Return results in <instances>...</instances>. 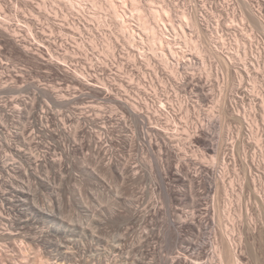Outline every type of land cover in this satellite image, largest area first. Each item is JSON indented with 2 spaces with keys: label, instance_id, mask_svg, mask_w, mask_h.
<instances>
[{
  "label": "bare ground",
  "instance_id": "6f19581e",
  "mask_svg": "<svg viewBox=\"0 0 264 264\" xmlns=\"http://www.w3.org/2000/svg\"><path fill=\"white\" fill-rule=\"evenodd\" d=\"M5 1L6 8H9L12 14L6 15V10L3 11L4 3H0V35L4 37L6 43L9 42L11 47L12 44L13 47H17L18 51L15 50L25 58L42 59L45 58L44 50L37 47V50L33 49L34 45L41 41L39 35L46 33V26L58 28L61 30V36L58 37L62 43L59 44L58 38H55L53 42L56 41L54 45H57L58 49L52 52L53 49L45 48L51 58L46 60V66L57 73L64 72L72 84H77L75 87L79 84L93 91L95 94L93 92V95L91 92L87 94L89 98L97 96L99 97L97 99H102V104L105 101L116 106L112 107L111 104L112 110L109 111L111 114L107 113L110 116L102 117L105 120L99 123L93 116H91L93 122L89 119L91 122L87 120V123H83V117L81 121L72 114L62 115L61 112L63 118L59 119L58 111L56 117L51 116L52 113L45 111L47 109H44V106L42 108L44 111L34 110L35 106L32 109L31 105L34 103H29L31 109L28 113L24 110V115H29L25 122L19 120L23 114H20L17 123L10 122V118V121H5L7 116L3 115L4 118L0 114V246L10 248L11 244H16L23 248L26 244L30 246L36 244L46 261L53 264H135L140 260L134 259L137 247L135 248V243L131 242V237L135 234L134 225L139 222L142 214L141 200L149 192L150 202L154 204L152 205L154 208L150 209L155 211V214H150L152 212L147 210L142 214L143 217L141 216L143 221L147 220L145 222L148 223L147 218L158 213V216L161 215L159 191V194L168 195L170 200L179 203L191 202L192 211L173 212V216L171 213L169 216L175 217V221L178 220V228L188 233V239L191 237L190 234L198 237L203 233L208 235L205 233L207 230H210L211 234L208 242L204 239L201 247L199 243H195L197 241L192 242V237L191 240L185 239L188 251L194 247L201 251L191 252L189 257L178 254V258L172 260L171 264H194L190 258L192 255H197L199 261L207 257L203 263H197L198 259H194L196 264H239L235 255L236 244L232 242L233 237L229 228L225 226L226 223L218 228L215 225V218L218 215L217 205L221 208L222 202L224 209L221 213L218 209L219 218L233 220L235 212L232 204L236 196L239 199L238 208L242 212L245 206L241 201L246 195V190L253 195L256 205L259 203L264 207V46L259 52L256 50L257 54L254 53L255 50L251 52L255 44L253 45L251 35L247 36L245 28L247 23L245 21H248L264 36V20L260 12L264 10V0H259L260 11L251 6L250 0H236L240 3L237 5L242 8L241 12L238 11L242 13V19L239 18L238 21L239 14L235 11L236 13L230 12V15L224 14L228 16L226 21L225 17L218 16V23L214 24L212 19L217 17L207 7L204 10L194 7L193 11L188 7L183 12L179 9L180 5L177 6L172 0ZM18 3L22 4L23 11L19 10V6L16 5ZM201 6L203 8V5ZM173 12L180 13L175 16L176 19L173 18ZM203 27L208 32L203 35L205 41H200L201 39L196 41L194 34L193 37L188 35V30L195 35L198 32L203 34L205 32ZM65 29L72 31H68L70 34H67L64 33ZM18 31L23 32L21 40L18 39L20 34ZM55 32L51 29L52 35ZM226 35L230 36V40L225 39ZM242 39L248 40L247 45L246 42L242 43ZM260 40L264 45V39ZM121 41H124V44ZM102 42L106 43V57H109L107 59L109 63L103 59L100 65H96L102 68L103 65L116 67L114 69H117L115 75L117 81H113L114 83L110 82L115 78L111 75L113 71L111 74H107L110 72H107V69L105 71L107 73L104 72V75H111L112 78L106 82L107 84L102 82L104 80L102 78L98 81L96 76L101 74L95 77L91 75L95 74L91 72L96 65L91 64L90 60L100 53L99 47ZM70 43L73 45L72 51L66 46ZM228 44L232 45L231 49H228ZM248 44L251 47L249 49L251 57L247 51ZM31 45L33 47H30ZM53 47L55 48V46L51 48ZM61 48H65L62 53L59 52ZM76 56L82 57L84 63L89 61L92 66L87 63L88 66L76 64L73 68H65L61 64L62 60ZM109 82L115 84L116 88L109 85ZM246 83L248 87L245 86ZM72 84L70 83V87ZM67 85L69 86V82ZM230 85L239 88L238 91L230 90ZM75 87L73 90H77ZM84 87H80L81 90ZM47 93L51 96L48 98H54L55 101H52L57 103L53 102L52 105H60V102L65 104L64 95L56 93L57 97H53V92ZM9 105L12 109L11 106L14 104L11 105L9 102ZM19 105L16 106L21 108ZM18 108L15 111H18ZM8 109L7 114H10ZM49 110L55 111L54 108V111ZM99 115L96 114L98 118ZM103 115L105 116V113ZM226 116L230 117L229 119L233 118L232 121L237 120L240 126L235 127L236 130L230 126L226 133L224 125L227 123L223 124L222 120ZM113 118H116L117 122ZM218 124L221 125L220 130ZM115 130L118 133L114 132L116 136L111 133ZM59 133L62 136H59ZM218 136L219 141L216 138ZM44 139L46 141L51 139L55 144L44 142ZM227 142L232 144L228 146L232 147V153L225 151L226 144L229 145ZM250 143L256 146L254 149L252 147V153ZM135 151L145 156L138 160ZM190 151L193 153L190 154ZM237 157L244 170L242 179H237L239 175L233 178ZM207 158L210 162H207ZM74 165L81 169L78 173L73 172L76 167L73 168ZM155 168L157 175L153 174ZM144 173L148 178L156 176L154 178L159 182L152 181L153 183L142 188L141 196H136L137 193L134 195L131 190L135 189L133 186L140 179H146ZM70 174L72 176L68 178ZM86 176L94 187L88 188L86 194L82 193V190L79 191L80 189L78 190L80 195L75 196L79 194L76 190L74 191L77 193L73 194L76 199L79 197L77 205L86 213L87 223L71 224L69 221L70 224H65L67 221L64 222L65 217L63 220L60 213L62 200L67 197L64 182L74 178L72 182L80 183ZM71 184L68 183L67 186ZM74 187L76 189L77 185ZM42 190L48 191L49 197L45 195L47 192L44 194ZM112 192L114 194L111 197L109 194ZM202 201L206 202L204 210L199 209ZM216 201L220 202L216 205ZM23 214H27L28 218H23ZM120 219L125 220V223H122L126 225L120 227L125 232L117 231L120 233L115 234L118 237L110 235L112 232H107V225L110 221L117 223ZM250 223L247 227L252 230L253 224ZM218 233L221 236L220 242L216 240ZM149 234L145 236L146 239L143 237L146 241L142 239L146 243L143 244V248L146 247L143 250L152 253L156 248L148 241ZM110 236L116 239L112 240ZM183 236L186 238L185 234ZM140 245L142 246V243ZM188 251L186 250L187 253ZM145 253H141L142 256ZM153 254L155 253L153 252L152 256ZM152 262L148 260L145 263Z\"/></svg>",
  "mask_w": 264,
  "mask_h": 264
},
{
  "label": "rangeland",
  "instance_id": "374dc122",
  "mask_svg": "<svg viewBox=\"0 0 264 264\" xmlns=\"http://www.w3.org/2000/svg\"><path fill=\"white\" fill-rule=\"evenodd\" d=\"M2 1V2H1ZM0 1V3H4V2H6L5 0H1ZM15 1V0H14ZM34 1H36L37 2V0H34ZM175 2L176 3V5L177 6H179V9L181 10V11H183L184 12V10L186 11V9H188V7L190 8V10L191 11H193L194 10V7L195 8H201V9H203L204 10V8L205 7H207L208 8V10H212V12L213 13H215V17H217V18H215V19H212L213 20V24L214 23H218V16L220 17H225V21H226V19H227V15H224V14H229L230 12L231 13H233V12H241L240 10H242V8H241V6H239V5H237V4H240V3H238L236 0H172V2ZM236 1V2H235ZM252 3H251V6H253L254 8H255V10H257L258 9V11H260L261 9L258 7L259 6V0H250ZM258 1V2H257ZM16 2V1H15ZM221 2V3H220ZM226 2V3H225ZM175 3H173V5L175 4ZM6 3H4V7L5 8H3L4 10L3 11H5V14L7 15H9L10 16V9L9 8H6V5H5ZM254 4V5H253ZM17 6H19V10L20 11H23V8H22V4L21 3H18V4H16ZM183 5V6H182ZM185 5V6H184ZM200 5H203V8H202V6L200 7ZM208 5V6H207ZM224 6V9L222 10V7ZM226 6V7H225ZM218 9H217V8ZM206 8V9H207ZM233 8V9H232ZM193 9V10H192ZM206 9H205V11H206ZM220 9V10H219ZM235 9V10H234ZM260 9V10H259ZM222 10V11H221ZM229 10V11H228ZM226 11L228 12V13H226ZM264 10H261L260 12L263 14H261L260 13V15H262L263 16V20H264V12H263ZM235 12V13H236ZM238 12V14L241 16V14L242 13H239ZM67 13V12H66ZM177 13V14H176ZM5 14H3V16L5 15ZM178 14H180V13H178V12H173V18L174 19H176V17L175 16H177ZM237 14V15H238ZM12 15V14H11ZM230 15V14H229ZM238 15V21H239V18H240V20L242 19V16L240 17ZM61 19V18H60ZM220 19V18H219ZM214 20H216V22L214 21ZM44 21V20H43ZM237 21V22H238ZM224 22V21H223ZM245 22H247V23H245V28L247 29V36L249 35H251L250 37H251V40H252V42L254 41V43H253V45H254V47H253V50H250L251 52L252 51H254V53L255 54H257V52H256V50L259 52L260 50H262V48H263V44H262V42H261V40L260 39H264V36H263V33L261 34V31H259V29L257 28V27H255L254 25H252L251 23H249L248 21H245ZM228 23V22H227ZM169 24H170V22H169ZM247 24V25H246ZM177 25H180L179 23H177ZM249 25V26H248ZM50 27L48 28L47 26H46V35L44 36L43 34H40L39 36H41L40 38H39V40H41L40 41V43L42 44H40V43H37L38 45H34L35 47H33L32 45L30 46V47H33V49L34 50H37V48L39 49V48H42V49H40V50H44L43 51V53H44V57L45 58H43L42 57V59H31V58H25V56H23L22 54H20V52H17L18 50H17V47H13L14 45L12 44V47L10 46L11 44H8V43H6L7 41L4 39V37L2 36V35H0V107H1V109H0V114L2 115V117H4L5 115L7 116H5L4 118H5V121H10V119H11V121L10 122H12V123H14V121L17 123V122H19V120L21 121H23V122H25V121H27L28 120V118H27V115L28 114H26V115H24L25 114V112L26 113H28L29 111H30V109H31V107H32V109L34 108V106H35V108H34V110H36V111H42L43 109V106H44V109L46 108L47 110H45V111H48V112H50V114H51V116H55L56 117V114H59L60 112L62 113V115H70V114H72L73 115V117H76L77 118V120L79 119V120H81L82 119V117H83V123H87L88 121L89 122H91L90 120H92V122L94 121V119H91L92 117L91 116H93V118H95V121H97L98 123L100 122V121H104L105 119V117L106 116H108L109 114H107L109 111L111 112V106L112 107H115L116 106V104L114 105L113 103H110V104H108V102L106 103L105 101H103V104H102V99L100 98V99H97V98H99V97H92V98H89V96L87 95V94H89V92H91V90L90 89H87V88H85L83 85H79L78 84V87H75V85L77 86V84H72V81L71 80H69L67 77H65L66 76V74L64 73V72H56V70H54V69H50V67H47L46 66V60H49V58H50V56H48L49 55V53H47V49H45V48H49L50 50H52V52H54L55 51V49L57 48L58 49V46L57 45H54V43L56 42V41H54L53 42V40H55V38L57 39V42L59 43V44H61L62 42H61V40L59 39V37L61 36L60 35V32H61V30H59L58 28H56V27H52V25H49ZM214 26V25H213ZM217 26V25H216ZM253 26V27H252ZM56 30H55V29ZM253 28V29H252ZM48 29V30H47ZM51 29H52V31H56L55 33H53V35L51 34ZM45 30V29H44ZM50 30V31H49ZM203 30L205 31H203L202 33L203 34H200L201 32H198L196 35H195V33H192L191 32V30H188V32L190 33H188V35H190V37H193V34H194V40H200V41H205V36H203V35H206V33H208V32H206L207 31V29H205L204 27H203ZM65 32L64 33H67V34H70L69 32H71L72 30H70V29H65L64 30ZM69 31V32H68ZM18 33H20L19 34V40H21L22 39V37H23V35H21V33L23 34V32H21V31H18ZM51 34V35H50ZM62 34V33H61ZM200 34V35H199ZM55 35V36H54ZM58 35H59V37H58ZM63 35V34H62ZM48 36V37H47ZM54 36V37H53ZM71 36V35H70ZM197 36V37H196ZM44 37V38H43ZM200 37V38H199ZM203 37V38H202ZM230 36H225V39L227 40L228 38H229ZM46 38H48V39H50V40H48V39H46ZM44 39V40H43ZM45 39H46V41H45ZM52 39V40H51ZM38 40V41H39ZM198 40V41H199ZM228 40H230V38L228 39ZM38 41H36V42H38ZM45 41V42H44ZM49 41H50V43H49ZM242 41V43L243 42H248V40L247 39H245V40H241ZM52 42H53V44H52ZM121 42H123V44H124V41H121ZM121 42H119V43H121ZM228 42V41H227ZM247 42H246V45H247ZM250 42V41H249ZM43 43H47V44H43ZM49 43V44H48ZM36 44V43H35ZM40 44V45H39ZM56 44V43H55ZM123 44H122V46L121 47H123ZM235 44V43H234ZM50 45H51V47L52 46H55V48L53 47V48H51L50 47ZM70 45H72L71 43H70ZM69 44L68 45H66V46H69V48H70V50L72 51V50H74V49H71V48H73V45L72 46H70ZM119 45H121V44H119ZM259 45H261V46H259ZM41 46H43V47H41ZM118 46V45H117ZM183 46V45H182ZM232 46V45H231ZM229 44L227 45V47H228V49H231L232 47H231ZM248 46H249V44H248ZM247 46V47H248ZM37 47V48H36ZM120 47V46H119ZM124 47H126V46H124ZM230 47V48H229ZM262 47V48H261ZM36 48V49H35ZM44 48V49H43ZM68 48V47H67ZM100 49V53L99 54H97L96 55V57H92L93 58V60H90V63L92 64L93 63V65H96V64H99L100 65V62H101V60H103L104 59V62L106 61V62H108L109 63V61H107V59L109 58H107L106 56H107V52H106V49H107V47H106V43L105 42H102L101 43V45H100V47H99ZM233 48H234V46H233ZM251 47L249 46L248 47V52L250 53H248L249 54V56L251 57V55H252V53L249 51V49H250ZM259 50H258V49ZM17 51H16V50ZM62 49V48H61ZM102 50V51H101ZM65 51V48H63L61 51L59 50V52L60 53H62V52H64ZM244 51V50H243ZM243 51H242V54H244L243 53ZM47 54V56H46V54ZM99 55V56H98ZM74 56V55H73ZM180 56H181V54H180ZM191 57V56H190ZM48 58V59H47ZM77 58V59H76ZM106 58V59H105ZM51 59V58H50ZM63 59V58H62ZM96 59H98V60H96ZM63 62H61V64L62 65H64L65 66V68L66 67H70V68H73V65H76V64H81V65H87L88 66V64L90 65V66H92L90 63H89V61H86L85 63H84V61L85 60H83V58L82 57H78V56H76V57H68V58H66L65 59V61H67V62H65L64 60H62ZM91 61H93V62H91ZM98 61V62H97ZM103 62V61H102ZM88 63V64H87ZM99 65H96V68H94L93 70L94 71H92V69H89V71L91 72V73H95V74H91V75H94V77H95V75H100V76H96V77H98V81H99V78L101 79H104V80H102V82H104V83H106V82H108V81H110V79H112L113 77H115V75H117V69H114V68H116V67H113V65H110L109 67H108V65H107V67L105 66V65H103V68L105 67V69H103L102 68V66L101 67H99ZM63 66V67H64ZM89 66V67H90ZM95 67V66H94ZM97 67H99L98 69H97ZM110 67H111V69H110ZM113 67V68H112ZM48 68V69H47ZM100 68H102V69H100ZM108 68H109V70H108ZM106 69H107V72L108 71H110L109 73H107V72H105L106 71ZM113 69V70H112ZM102 70V71H101ZM104 70V71H103ZM115 70V71H114ZM97 71V72H96ZM112 71H113V73H112ZM101 72H103V73H101ZM104 72L105 73H107V74H111L112 75V78H111V75L109 76V75H104ZM116 72V73H115ZM62 74H65V75H62ZM104 75V76H103ZM114 75V76H113ZM102 76V77H101ZM106 76V77H105ZM107 76H108V78H107ZM104 77V78H103ZM66 80H65V79ZM106 79H108V80H106ZM113 79H115V80H113ZM110 82L111 83H114L113 81H117L116 79H117V76L115 77V78H113ZM4 80V81H3ZM100 80V81H101ZM69 82V86L67 85L68 84V82ZM71 81V82H70ZM96 81V80H95ZM95 81L94 82H91V83H95ZM64 82V83H63ZM108 83L109 85H112L111 83ZM47 83V84H46ZM56 83V84H55ZM70 83L72 84V87H70ZM116 83V82H115ZM46 84V85H45ZM64 84V85H63ZM95 84H97V83H95ZM107 84V83H106ZM247 85H245L246 87H248V83H246ZM6 85V86H5ZM74 85V86H73ZM47 86V88H44V87H46ZM58 86H59V88H58ZM112 86H114V88H116V86H115V84H113ZM53 87V88H52ZM54 87H56V88H54ZM73 87H75V88H77V90H79V91H77L76 89H74L73 90ZM80 87H84V88H82V90H81V88ZM230 88V90H234V91H238V89L239 88H236L234 85L233 86H229ZM44 88V89H43ZM78 88H80V89H78ZM114 88H112V89H114ZM38 89V90H37ZM54 89V90H53ZM55 89H58V90H55ZM62 89V90H61ZM70 90V92H69V90ZM41 90V91H40ZM50 90H53V91H50ZM64 90H65V92H64ZM85 90H87V91H85ZM35 91V92H34ZM46 92V94H45V92ZM50 92V93H54L53 94V97L55 96V97H57V95H59V94H62V95H64L65 96V98H66V100H65V102H63V103H65V104H61V102H60V105H56L57 103L56 102H54L55 100H54V98H52V99H49V98H51V96L49 95L48 96V93L47 92ZM54 91H56V92H54ZM74 93H73V92ZM81 91V92H80ZM236 91V92H237ZM40 92V93H39ZM42 92H44V93H42ZM59 92V93H58ZM68 92H69V94H68ZM93 92V91H92ZM91 92V93H92ZM41 93L44 95H41ZM57 93V95H55ZM86 93V94H85ZM94 93V92H93ZM93 93H92V95H93ZM95 94V93H94ZM68 95V96H67ZM72 97H71V96ZM38 96V97H37ZM67 96V97H66ZM48 99H47V98ZM71 97V98H70ZM16 98V99H15ZM19 98H21V99H19ZM35 98V99H34ZM38 98V99H37ZM15 99V100H14ZM19 99V100H18ZM23 99H25V100H23ZM81 99V100H80ZM14 100V101H13ZM52 100H54V101H52ZM24 102V104H22L23 102ZM47 101V102H46ZM50 101H52V103L50 102ZM8 102V103H7ZM9 102H10V104L11 105H19V106H22L21 108L19 107H17L16 105H15V107L16 108H18L19 110L18 111H15V110H17L15 107H14V105L13 106H11L12 107V109L10 108V105H9ZM12 102V103H11ZM17 102V103H16ZM22 102V103H21ZM48 102H50V103H48ZM53 102L54 103H56L55 105H52L53 104ZM28 103V104H27ZM29 103H31V104H33L34 103V105H31V107H30V104ZM44 103H46L45 105H44ZM25 104H27L26 106H25ZM37 104V105H36ZM43 104V105H42ZM50 107H53L54 108V110L56 111V113H55V111L53 110V108H49V106ZM109 105V109H107V107H108V105ZM112 104V105H111ZM3 105V106H2ZM6 105H8V107H6ZM47 105V106H46ZM52 105V106H51ZM91 105V106H90ZM92 105H94V106H92ZM26 108H25V107ZM36 106H37V108H36ZM81 106V107H80ZM99 106V107H98ZM107 106V107H106ZM14 107V108H13ZM27 107H29V108H27ZM40 107H41V109H40ZM78 107V108H77ZM89 107V108H88ZM104 107V108H103ZM9 108V109H8ZM25 108V109H24ZM39 108V109H38ZM52 109L54 112H52L51 110H49V109ZM56 108V109H55ZM84 108V109H83ZM86 108V109H85ZM107 110H106V109ZM6 109H8V111L9 112H11L10 114H7V110ZM22 111H21V110ZM27 109H29V110H27ZM58 109V110H57ZM81 109H82V111H81ZM103 109V110H102ZM105 109V110H104ZM3 110V111H2ZM13 110V111H12ZM24 110H25V112H24ZM33 110V111H34ZM101 110V111H100ZM2 111V112H1ZM5 111V112H4ZM44 111V110H43ZM57 111L59 112V113H57ZM95 111V112H94ZM102 111H103V113H102ZM106 111V112H105ZM12 112H13V114H12ZM14 112H18L19 114H16V113H14ZM24 112V113H23ZM109 112V113H110ZM2 113H4V114H2ZM6 113V114H5ZM61 113H60V116H61ZM84 113V114H83ZM88 113V114H87ZM99 113H102L101 115H99ZM105 113V116L103 115ZM20 114H23L22 116L20 115ZM87 114V115H86ZM91 114H93V115H91ZM96 114H97V116L99 115V118L96 116ZM111 114V113H110ZM4 115V116H3ZM9 115H11V116H9ZM13 115V116H12ZM14 115H15V117H14ZM76 115V116H75ZM89 115V116H88ZM94 115H95V117H94ZM9 116V117H8ZM19 116H21V118L19 117ZM29 116V115H28ZM59 116V119H61V118H63V116H61L60 117ZM78 116V117H77ZM79 116H80V118H79ZM110 116V115H109ZM14 117V118H13ZM25 117H26V119H25ZM86 117V118H85ZM88 117H90V118H88ZM97 117V118H96ZM102 117H104V118H102ZM228 116H226V117H224L222 120H223V124H228L229 125V127H228V125L226 124V125H224L225 127V129H224V131H226V133L228 132L227 130L230 128V126H231V129L233 128V129H235V127L237 128V126L239 127L240 126V124L239 123H237L236 121L237 120H233L232 121V119L233 118H231V119H229V118H227ZM3 118V119H4ZM10 118V119H9ZM14 120H13V119ZM20 118V119H19ZM76 118H74L75 120H76ZM102 118V119H101ZM7 119V120H6ZM9 119V120H8ZM19 119V120H18ZM90 119V120H89ZM98 119H99V121H98ZM115 121L117 120L116 118H113ZM112 119V121H113V123H114V120ZM33 120V119H32ZM31 120V121H32ZM76 120V121H77ZM88 120V121H87ZM81 121H78V122H81ZM231 121V122H230ZM81 122V123H82ZM117 122V121H116ZM22 123V122H21ZM237 123V124H236ZM236 124V125H235ZM220 124H218V129L220 128ZM227 126V127H226ZM227 128V129H226ZM221 129V128H220ZM219 129V130H220ZM218 130V131H219ZM236 130V129H235ZM114 132H115V134H118L117 133V131L115 130V131H113V132H111L113 135H114ZM219 133V132H218ZM224 134V133H223ZM59 136L61 135V133H59L58 134ZM57 135V136H58ZM219 135V134H218ZM236 135H237V132H236ZM62 136V135H61ZM114 136H116V135H114ZM220 136H218V137H216L217 138V141H219V138ZM58 138V137H57ZM219 138V139H218ZM44 142H47V143H51L52 145L53 144H55L51 139H47V141H46V139H44ZM228 143V142H227ZM229 145H227L226 144V146H225V148H226V152L227 153H229V152H231L232 153V147H228V146H231L232 144L231 143H228ZM251 144V143H250ZM249 144H247V146H248ZM251 145H253V146H251ZM251 145H249V147H250V153H252V147H253V149L256 147L255 146V144H251ZM249 147H247V150L249 151ZM194 149V148H193ZM192 149V150H193ZM228 149V150H227ZM229 149H230V151H229ZM135 153H136V151H135ZM193 152L192 151H190V154H192ZM139 154H141V155H139ZM136 155H137V158H138V160H139V158L140 159H142V156L144 155V154H142L141 152H139V151H137V153H136ZM140 157H139V156ZM145 156V155H144ZM230 157V156H229ZM237 165L235 166V172H233V173H235V174H233L232 172V174L233 175H235V177H233V175H232V177L233 178H236V175L238 176L237 177V179L238 178H240V179H242V178H244L243 176H244V170L242 169V164H241V161H239V158L237 157ZM206 160V159H205ZM207 162H210V159H208L207 158ZM77 167V165H74L73 166V168L74 167ZM76 167L74 168V170H73V172L75 171V173H78V171H80L81 169H79V167H77V169H76ZM232 168V167H231ZM234 168V167H233ZM77 171H76V170ZM232 170H234V169H232ZM236 170H238V171H236ZM155 171V172H154ZM242 171V172H241ZM237 173V174H236ZM239 173V174H238ZM254 173H256V171H254ZM143 174V173H142ZM145 174V173H144ZM153 174L155 175H157L158 173H157V170H156V168L155 169H153ZM70 177H68V178H71V174L69 175ZM145 177H146V179H143L142 178V180H141V182H140V180L137 182V184H135V186H133V187H135V189L134 188H132V190H131V192L133 193L134 192V195L136 194V196H141V191H142V188L145 186H147L148 184L150 185L151 183H153L154 181H157V182H159L157 179L155 180V178H156V176H152V177H149L148 178V175L146 176V174H145ZM73 178V177H72ZM86 178H87V176H86ZM84 178V180H81V181H83V182H81L80 181V183H79V181H76L75 183L74 182H72V181H74V178H73V180H66L65 182H64V184H65V186H66V188H64L65 190L64 191H67L66 192V194H67V197H64V199L65 200H62V204H61V209L62 210H60L59 212L61 213V215H62V219L64 220V222L65 221H67V222H65V224H67V223H69V221L70 222H72L71 224H74V223H76V222H81V223H87V220H86V218H87V216H86V213H84L82 210H83V208H80L79 207V205H77V204H79V200H78V198L79 197H77V199H76V197L75 196H78V195H80V192L79 191H81L82 193H85L86 194V192L90 189V187H94V186H91V185H93L92 183L90 184V181H89V179L87 178ZM152 178V179H151ZM150 179V180H149ZM71 181V182H70ZM86 181V182H85ZM88 181V182H87ZM153 181V182H152ZM140 182V183H139ZM71 184V183H73V184H75V185H77V187L78 186H80V187H82V189L79 187V188H77L76 187V189H75V185L73 186V184H71V185H69V186H67V184ZM78 183V184H77ZM84 183V184H83ZM96 184H98V183H100V182H95ZM94 183V184H95ZM142 183V184H141ZM147 183V184H146ZM79 184H82V186L81 185H79ZM73 186V187H72ZM175 186V185H174ZM70 187H72V188H70ZM89 188V189H88ZM140 188H141V190H140ZM80 189V190H79ZM134 189V190H133ZM74 190H76L79 194H76L77 192L76 191H74ZM79 190V191H78ZM86 190V191H85ZM42 192H44V194L45 195H47V197H49V192L48 191H44V190H42ZM75 192V193H74ZM114 193H115V191H113ZM111 193V194H109L111 197L113 196V194L114 193ZM136 192V193H135ZM249 191L248 190H246V192H245V198L243 197L242 198V203H243V206H245V207H243L242 208V212L240 211V208H238L239 207V199H238V197L236 196L235 198H234V203L232 204V208H233V210H234V215L232 216V219L234 220H231V218H229V219H227V218H219V214L221 213V210H223L224 209V206H223V203L221 202V208H219V205H217L220 201H218V203H217V201H216V205H217V208H216V212H217V214L218 215H216V218H215V225L216 226H218V228L223 224H225V226H227V229L229 228V231H230V234H232L231 236L233 237V239H232V242H234L236 245H234L235 246V248H236V250H235V253H237V254H235L236 255V258H238V262H239V264H264V214H263V212H264V210H263V204H260L259 205V203L256 205V203H255V198L253 197V195H251V194H249L248 193ZM76 194L75 196H74V194ZM160 192L158 191V195L160 196V202L162 203L161 205H159V207H160V210H161V215H159L158 216V214H156V215H153V216H151V217H149V218H147L148 219V223L147 222H145V221H147V220H145V221H143V215L142 214H145V212H147V210L149 211H151L152 213H150V214H155V211L153 212V210L152 209H150L151 207H153L154 208V206H152V205H154L152 202H150V195H149V192H147V194L144 196V200L142 199L141 200V204H140V209H141V215H140V218H139V222H136L135 223V225H134V233L135 234H133V236L132 237H134V239L131 237V242L132 243H135L134 244V246H135V248L137 249H135L136 251H134L135 253H134V255H136V258H134V259H136V261H137V259L139 258V260L140 261H137L138 263H140V264H146L145 262H148V260H149V262H152V264H154V263H158V264H161L160 262H162V264L164 263V264H171V262H172V260H174V259H176V258H178V256H188L189 257V255H191L192 253L191 252H195V251H198L199 252V250L201 251V249H199V250H197L196 249V247H194V249L192 248V249H190L189 251H188V248H187V242H186V240H191V237L193 238L192 239V242L194 243L195 241H197V242H195L196 244H198L200 247H201V243L202 242H204L205 240V242H208V240H209V237H211L210 235V230H207V231H205V233H207L208 235H206V234H202L201 236H199L198 237V235L196 236V235H193V234H190L189 236H191L190 237V239H188L189 237H188V233H185V232H182L179 228H178V220H176L175 221V217H169L171 214V216H173V214L174 213H177V212H190V211H192V209H193V207H192V205H191V202H189V201H184V202H180L179 203V201H176V200H170L169 199V197H168V195H164L165 193H161V194H159ZM71 194H73V195H71ZM71 197H70V196ZM163 195V196H162ZM74 196V197H73ZM149 196V197H148ZM252 196V197H251ZM70 199H69V198ZM73 197V198H72ZM168 197V198H167ZM249 197V198H248ZM68 198V199H67ZM75 199V200H74ZM147 199V200H146ZM169 199V200H168ZM238 199V200H237ZM113 200H114V198H113ZM149 200V201H148ZM71 201V202H70ZM119 201H120V199H119ZM173 203V204H171V202ZM174 201V202H173ZM248 201H250V203L248 202ZM74 202V203H73ZM144 202V203H143ZM214 202V201H213ZM237 202V203H236ZM76 203V204H75ZM151 203V204H150ZM166 203V204H165ZM206 202L205 201H202V202H200V206H199V209H202V210H204L205 209V204ZM248 203V204H247ZM149 204L151 205L150 207H149ZM143 205H145V206H143ZM171 205H172V207H171ZM179 205V206H178ZM204 205V206H203ZM64 206V207H63ZM164 206V207H163ZM173 206H175V207H173ZM262 206V207H261ZM63 207V208H62ZM71 207V208H70ZM168 207V208H167ZM191 207V208H190ZM247 207V208H246ZM145 208V209H144ZM161 208H163V209H161ZM235 208V209H234ZM218 209L220 210V213H218ZM75 213H74V212ZM247 211V212H246ZM263 211V212H262ZM63 212H65V213H63ZM67 212V213H66ZM169 212V213H168ZM174 212V213H173ZM223 212V211H222ZM73 213V214H72ZM171 213V214H170ZM240 215H239V214ZM258 214V215H257ZM262 214V215H261ZM74 215H75V217H74ZM167 215V216H166ZM242 215V216H241ZM249 215V216H248ZM260 215V216H259ZM67 216V217H66ZM77 216V217H76ZM86 216V217H85ZM142 216V217H141ZM165 216V217H164ZM222 216V215H221ZM262 216V217H261ZM23 218H28L27 217V214L25 215V214H23V216H22ZM80 217V218H79ZM153 217H154V219H153ZM155 217H157V218H155ZM167 217V218H166ZM66 218H67V220H66ZM85 218V219H84ZM74 219H75V221H74ZM83 221H81V220ZM152 219V220H151ZM171 219H173V220H171ZM226 219V220H225ZM77 220V221H76ZM122 219H120L119 221H117V223H115L116 221H110V224H108L107 225V232H112L110 235H112V236H114L115 234L117 235H119L120 233H117V231H121V230H123L122 228L120 229V227H124L126 224H124L125 223V220L123 219L122 221H121ZM150 220H151V222H150ZM157 220V221H156ZM171 220V221H170ZM221 220V221H220ZM227 220L229 221V222H227ZM141 221V222H140ZM122 222H124V223H122ZM144 224H143V223ZM172 222V223H171ZM177 224H175V223ZM222 222V223H221ZM224 222V223H223ZM250 224H253V225H251L252 226V230H249L248 229V224L249 223ZM80 223V224H81ZM114 224V226H113V224ZM122 223V224H121ZM221 223V224H220ZM70 224V223H69ZM124 224V225H123ZM146 224H148V226L146 225ZM163 224V225H162ZM118 225V226H117ZM122 225V226H121ZM114 227V228H113ZM142 227V228H141ZM111 228V229H110ZM116 228V229H115ZM119 228V229H118ZM139 228V229H138ZM156 228V229H155ZM171 228V229H170ZM254 228H255V230H254ZM109 229V230H108ZM113 229V230H112ZM144 229V230H143ZM160 229V230H159ZM165 229V230H164ZM111 230V231H110ZM176 230H177V232H176ZM124 231V230H123ZM147 231V232H146ZM263 231V232H262ZM122 232V231H121ZM125 232V231H124ZM124 232H122V233H124ZM178 232H181L180 234H178ZM241 232V233H240ZM114 233V234H113ZM140 233V234H139ZM148 233H150L149 234V239H148V241L150 242L151 241V244L152 245H154L155 246V250L153 251L155 254H153V256H152V253H151V251H146V250H143V249H145V248H143V244H146L145 243V236L148 234ZM153 233V234H152ZM240 233V234H239ZM143 234V235H142ZM167 234V235H166ZM182 234V235H181ZM186 235V238H184L185 236H183V235ZM115 235V236H116ZM122 235V234H121ZM180 235V236H179ZM205 235H206V237H205ZM234 235V236H233ZM112 236H110L111 238H112V240H114V239H116V237H118V236H116L115 238L114 237H112ZM181 236H183V238L181 237ZM203 236V237H202ZM145 239H144V238ZM179 237H181V238H179ZM188 237V238H187ZM202 237V238H201ZM219 237H220V239H219ZM60 239H62L61 237H59ZM195 238V239H194ZM197 238V239H196ZM199 238H201V239H199ZM216 240H217V242H220V240H221V236H220V234L218 233L217 234V236H216ZM110 239V238H109ZM142 239H144L143 241H142ZM151 239V240H150ZM172 239V240H171ZM186 239V240H185ZM199 239V240H198ZM205 239V240H204ZM142 242H141V241ZM181 240H184V241H181ZM203 240V241H202ZM125 241V240H124ZM199 241V242H198ZM144 242V243H143ZM126 243V242H125ZM142 243V246L140 245ZM233 243V244H234ZM179 244V245H178ZM182 244V245H181ZM238 244H241V245H238ZM142 247H140V246ZM158 245V246H157ZM11 247L10 248H8L7 246H5V247H1L0 246V264H14V263H19V264H53L51 261H46V259H45V257H44V255H43V253H41V251H39L38 249V246L36 245V244H34V245H32V246H30L29 244H26L25 245V247H21L20 245H16V244H11L10 245ZM139 246V247H138ZM182 246H184V247H182ZM239 248H238V247ZM182 247V248H181ZM198 247V246H197ZM204 247V246H203ZM141 248V249H140ZM186 248V249H185ZM127 250H129L128 248H126ZM184 249H185V252H184ZM127 250H124V251H127ZM182 250V251H181ZM186 250L188 251V253L186 252ZM191 250H193V251H191ZM238 250V251H237ZM142 251V252H141ZM139 252V253H138ZM145 253V252H147V253H145V254H143V256H142V254L141 253ZM157 252V253H156ZM181 252V253H180ZM183 253V254H182ZM140 254H141V257L145 260V262H144V260L140 257ZM149 255V254H151V255H149V256H146V255ZM162 254V255H161ZM179 254V255H178ZM181 254V255H180ZM241 254V255H240ZM133 255V256H134ZM138 255V256H137ZM147 257H145V256ZM157 255V256H156ZM159 255V256H158ZM178 255V256H177ZM161 256V257H160ZM175 256H177V257H175ZM193 257H190L191 258V261H194V264H196V259H198L196 256L197 255H192ZM135 257V256H134ZM142 260H141V259ZM148 258H150V259H148ZM153 258V259H152ZM156 258V259H155ZM160 258H161V260H160ZM193 259V260H192ZM195 259V260H194ZM147 260V261H146ZM151 260V261H150ZM160 262H159V261ZM202 260V261H201ZM200 261H199V259L197 260V263H203V262H206V260H207V257H205V258H203V259H201ZM219 260V263H220V259H218ZM156 261V262H155ZM169 261H170V263H169ZM136 262V263H137ZM135 263V264H136ZM137 263V264H138ZM225 264V263H224ZM227 264V263H226Z\"/></svg>",
  "mask_w": 264,
  "mask_h": 264
}]
</instances>
